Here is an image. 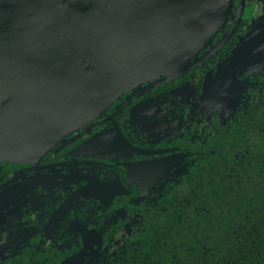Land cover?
Here are the masks:
<instances>
[{"label": "flooded vegetation", "instance_id": "obj_1", "mask_svg": "<svg viewBox=\"0 0 264 264\" xmlns=\"http://www.w3.org/2000/svg\"><path fill=\"white\" fill-rule=\"evenodd\" d=\"M240 1L187 65L223 39ZM263 27L264 0H245L231 35L202 62L127 88L38 160L0 158V264H22L21 257L26 264L109 262L132 234L138 209L157 204L203 156L210 136L247 112L263 83L264 53L253 72H238L235 89L221 94L223 105L213 104L209 91L224 82L216 77L220 67Z\"/></svg>", "mask_w": 264, "mask_h": 264}, {"label": "water", "instance_id": "obj_2", "mask_svg": "<svg viewBox=\"0 0 264 264\" xmlns=\"http://www.w3.org/2000/svg\"><path fill=\"white\" fill-rule=\"evenodd\" d=\"M232 5L233 0H0V158L38 160L127 88L202 62L231 35L245 0L223 39L187 65L225 24ZM252 35L255 43L245 40L220 67L216 77L224 82L210 86L213 104L226 102L221 94L235 89L238 72L259 67L264 27Z\"/></svg>", "mask_w": 264, "mask_h": 264}, {"label": "trees", "instance_id": "obj_3", "mask_svg": "<svg viewBox=\"0 0 264 264\" xmlns=\"http://www.w3.org/2000/svg\"><path fill=\"white\" fill-rule=\"evenodd\" d=\"M104 264H264V78ZM22 264L25 258L20 259Z\"/></svg>", "mask_w": 264, "mask_h": 264}]
</instances>
